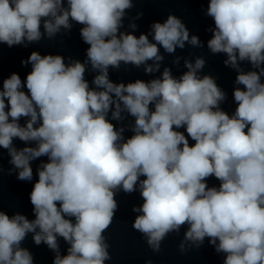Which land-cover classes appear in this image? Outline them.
I'll list each match as a JSON object with an SVG mask.
<instances>
[{
  "label": "clouds",
  "instance_id": "obj_1",
  "mask_svg": "<svg viewBox=\"0 0 264 264\" xmlns=\"http://www.w3.org/2000/svg\"><path fill=\"white\" fill-rule=\"evenodd\" d=\"M63 4L0 0V42L37 41L41 19L48 18L43 27L49 36L70 29L71 19L84 25L80 35L89 45L85 63L66 65L60 55L33 52L25 81L16 73L3 80L0 147L8 149L20 180H32L31 161L44 156L47 162L30 193L35 219L0 211V264H33L20 246L30 232L37 245L44 242L57 253L54 264H104L110 256L102 233L117 210L116 191L131 193L137 185L143 204L133 211L142 214L132 227L154 250L186 224L185 239L199 245L208 237L226 254L224 264H264V0H209L215 29L208 48L226 53L232 67L248 60L259 69L237 75L243 88L234 90L231 116L219 107L225 94L214 79L197 75L205 63L200 58L186 62L189 70L179 79L165 68L162 78L147 83L109 80V66L161 61L158 45L168 53L186 41L199 45L180 19L169 15L154 23L152 43L147 35L120 32L131 0ZM86 64L98 72L95 89L84 78ZM109 111L113 120H122L125 111L135 118L130 138L109 121ZM21 117L28 118L24 126ZM14 138L35 147L17 150ZM209 177L218 188L208 186ZM58 236L70 245L67 255L59 254Z\"/></svg>",
  "mask_w": 264,
  "mask_h": 264
}]
</instances>
